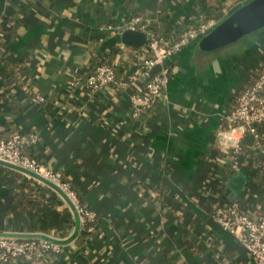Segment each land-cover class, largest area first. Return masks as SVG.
I'll use <instances>...</instances> for the list:
<instances>
[{"label": "crops", "instance_id": "1", "mask_svg": "<svg viewBox=\"0 0 264 264\" xmlns=\"http://www.w3.org/2000/svg\"><path fill=\"white\" fill-rule=\"evenodd\" d=\"M244 1L0 0V21L6 15L17 21L2 34L0 57L7 61L0 60V137L36 133L23 152L61 169L81 203L96 213L85 238L78 241L84 226L75 222L61 236L62 210L70 209L64 198L35 177L29 187L37 204L21 209L10 178L1 175L0 231L41 233L60 248L0 264H254L211 218L222 180L216 166L205 170V164L217 165L215 147L229 159L224 145L250 146L240 126L221 124L264 63V28L215 51L199 50V37L190 40L168 59L162 93L138 116L131 114L129 89L107 84L89 98L83 81L70 84L73 75L85 77L90 63L124 52L119 33L99 30L102 24L140 13L149 28L170 34L214 8L223 18ZM35 88L45 95L41 104L30 99ZM258 128L256 147L264 155V123ZM253 170L237 172L245 182L233 199L256 216L264 212V175L251 178ZM220 190L229 194L227 180Z\"/></svg>", "mask_w": 264, "mask_h": 264}, {"label": "built area", "instance_id": "2", "mask_svg": "<svg viewBox=\"0 0 264 264\" xmlns=\"http://www.w3.org/2000/svg\"><path fill=\"white\" fill-rule=\"evenodd\" d=\"M161 1V0H159ZM218 20L208 16L196 23L187 25L183 30L170 34L160 33L156 28H149L142 14H132L120 23H105L98 28L101 31L120 33L121 30L138 29L149 33L148 40L137 48L130 45H119V50L109 54L104 61L98 63L94 70L87 73L84 86L89 98L107 84L129 89L128 100L131 114L138 116L150 108L162 93L169 77L168 59L173 53L213 28ZM129 52V53H128ZM131 54V55H129ZM123 62H128L127 66ZM118 68L122 74L117 75ZM81 77L73 75L70 84L80 83ZM33 103L41 104L45 100L37 88L30 91ZM227 128L240 126L244 133L256 139V146L261 147V132L256 124L264 123V63L254 75L252 81L238 94L236 103L225 112ZM221 133V131H220ZM37 134L30 132L26 137L21 132H15L7 137H0V158L26 167L57 184L72 200L78 213L79 223L88 230L93 228L96 213L85 207L79 200L70 181L63 175L61 169L45 165L33 156L23 152V147L37 141ZM229 148L230 158L239 149V143ZM237 167V160L232 163ZM264 167V161H263ZM211 218L231 235L250 253L254 264H264V212L256 216L244 210L239 201L219 203L215 200ZM60 244L48 237H17L0 235V261L13 258L35 260L46 250L58 251Z\"/></svg>", "mask_w": 264, "mask_h": 264}, {"label": "water", "instance_id": "3", "mask_svg": "<svg viewBox=\"0 0 264 264\" xmlns=\"http://www.w3.org/2000/svg\"><path fill=\"white\" fill-rule=\"evenodd\" d=\"M264 28V0H245L223 18L209 31L201 35L197 41V47L201 51H215L219 48L237 42L243 37L252 34ZM120 41L123 44L137 48L140 44L146 42L149 33L145 30L125 28L119 33ZM0 163L9 167H16L21 171L30 174L37 179L43 181L53 189H55L66 201L75 218V225L78 226L79 218L77 210L72 200L67 196L57 184L48 178L35 173L34 171L20 166L11 161L0 158ZM245 177L242 173L231 175L227 179V184L230 188L229 197L232 199L237 197L238 191L244 186ZM0 235L6 236H27V237H46L41 233H17L12 231H0Z\"/></svg>", "mask_w": 264, "mask_h": 264}, {"label": "trees", "instance_id": "4", "mask_svg": "<svg viewBox=\"0 0 264 264\" xmlns=\"http://www.w3.org/2000/svg\"><path fill=\"white\" fill-rule=\"evenodd\" d=\"M223 15V12L221 11V9H217L214 8L212 9V11L209 13V16L215 17L216 19L221 18ZM16 25L17 21L14 20L13 17H8V15L4 16L1 21H0V51L2 49V45H4V43L6 42L5 37L3 36L2 38V34H6L9 32V30H11V28L13 27L12 25ZM160 33H164V29H162L161 27L156 28ZM0 60L2 62H6L7 59L5 57H0ZM104 61V59L100 60V62ZM99 62V63H100ZM13 65H11V70L13 72L16 71L15 68V63L16 62H12ZM98 63V62H97ZM97 63L92 62L90 63V65H88L84 70L85 73H89L91 71L94 70L95 66L97 65ZM85 78V77H84ZM81 77V82L84 79ZM228 126L227 121H223L221 124V127H226ZM257 130L259 132H261V129L258 128V124H256ZM247 134V133H246ZM250 142H249V148H247L246 150L244 149L243 143L242 141L239 143V149L237 152L234 153V159L229 158V159H222L221 158V153L220 151H218V148H216V153H215V159L214 161L217 162V165H214L213 162L208 159L206 161L205 164V170L208 169H212L213 166L215 167V172L217 174H219V176L221 177V183L219 184V193H218V201L219 203H228L231 201H235L234 199H231L228 197V195L226 193H222V191L220 190L221 186L225 184V181L227 180V178L235 173H237L241 168H245V167H251V166H256V170H253L250 172V177H259L260 176V172L262 175H264V167H263V161H264V155L263 152H261L257 147H256V139L250 135ZM261 140V138H260ZM234 160H237V167H233L232 163L234 162ZM216 164V163H215ZM1 175H5L8 176L10 178V185L13 187V198L16 200V202H18L19 206L21 209H27V208H31L32 206H36L37 204V200L33 199L31 197L30 194V183L32 181H36L35 177L33 176H24V172H22L20 169L16 168V167H9L7 165H4L2 163H0V176ZM247 177V176H246ZM29 187L27 191H25V188ZM48 187V186H47ZM49 189H51L50 187H48ZM52 190V189H51ZM80 200V199H79ZM81 202V200H80ZM212 207H213V203H212ZM213 209V208H212ZM62 216L64 219V228L61 229L59 231V235L64 236L67 233V229H70L71 227H73V224L75 222V218L73 217V213L71 211V209H69L68 207H65L62 210ZM89 230L85 227H82V229L80 228L78 235H77V239L78 241L81 240V238H85L88 234H89Z\"/></svg>", "mask_w": 264, "mask_h": 264}]
</instances>
